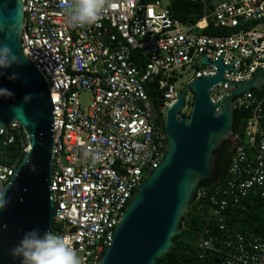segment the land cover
<instances>
[{
  "label": "built area",
  "instance_id": "built-area-1",
  "mask_svg": "<svg viewBox=\"0 0 264 264\" xmlns=\"http://www.w3.org/2000/svg\"><path fill=\"white\" fill-rule=\"evenodd\" d=\"M197 1L111 0L96 25L72 28L61 0H23V51L47 82L54 106L51 231L69 239L83 264H103L115 229L146 178L144 168H155L162 160L167 138L145 85L155 84L163 93L159 110L165 112L180 94L171 81L177 69L196 68L189 85L216 76L218 67L211 64L220 58L224 66L235 61V72L225 70L222 79L236 85L221 82L210 90L212 103L220 101L221 109L235 90L264 69V32L240 29L264 20V0H233L210 12L207 8L194 26L174 20L170 8L163 7V2ZM211 24L229 33L204 35ZM204 58L209 65L202 63ZM85 94L91 96L88 107L82 103ZM233 107L249 116L245 144L236 148L229 170L234 179L209 197L212 215L224 232L223 214L229 206L238 205L252 190L264 199V85L235 98ZM21 132L19 124L0 130L1 190L17 170L2 162V147L13 145ZM22 146L27 153L28 144ZM94 154L101 158L94 160ZM204 195L199 192L196 200ZM198 250L202 257L223 256L224 264H264V245L253 235L236 232L220 242L206 231Z\"/></svg>",
  "mask_w": 264,
  "mask_h": 264
},
{
  "label": "water",
  "instance_id": "water-1",
  "mask_svg": "<svg viewBox=\"0 0 264 264\" xmlns=\"http://www.w3.org/2000/svg\"><path fill=\"white\" fill-rule=\"evenodd\" d=\"M20 3L21 0H0V47L9 46L21 61L19 65L0 69L3 73L0 88L13 93L11 97L0 96V130L19 124L29 146L4 188L10 203L0 212V264H21L20 259H13L10 250L25 232L37 229L43 235L52 230L54 222L51 192L54 106L47 82L23 51V0L21 12ZM234 62L224 66L220 58L211 64L218 67L216 76L191 82L167 109V143L161 152L162 160L147 171L125 209L112 244L104 253L103 264H155L175 247L173 239L182 233V221L194 204L201 183L215 179L223 146L233 140L234 99L264 85L263 69L235 90L221 109L220 101L212 103L213 86L221 82L236 85L222 79L225 70L235 72ZM202 63L210 64L205 58ZM14 73L17 78L10 80ZM188 91L194 100L190 114L182 116ZM28 95L31 99L26 102ZM29 159L35 171L27 163Z\"/></svg>",
  "mask_w": 264,
  "mask_h": 264
},
{
  "label": "trees",
  "instance_id": "trees-1",
  "mask_svg": "<svg viewBox=\"0 0 264 264\" xmlns=\"http://www.w3.org/2000/svg\"><path fill=\"white\" fill-rule=\"evenodd\" d=\"M153 0H144L145 3ZM208 3L199 0L196 3L178 2L171 5L170 11L174 20L189 26L196 25L205 15ZM212 9V6L210 7ZM253 23H248V27ZM204 35L217 37L229 32L216 29L211 24L207 30L202 32ZM142 61L146 60L141 53H136ZM174 83V79L171 80ZM145 91L149 96L151 104L156 112V122L163 128L165 133V121L162 119V112L159 110L163 104V93L157 90L155 84L145 85ZM259 95L258 91H254ZM192 107V103H190ZM184 116H187L183 113ZM248 115L242 111H237L234 119V138L224 144L223 149L218 157L215 179L213 181H205L200 185V192L205 193L198 200L195 199L194 204L186 213V217L182 221V233L173 239L175 247L165 257L156 260L155 264H224L223 256L207 255L202 257L198 250V243L207 231L210 237H217L218 241H223L226 236L241 233L243 235H253L260 243L264 245V199H261L258 192L252 190L249 195L236 206H229L225 211L224 224L227 231L220 230L218 218L212 215V209L209 204V197L214 195L218 189H226L228 183L234 177L229 173L233 162L236 148L244 145L245 142V125ZM164 145L167 139L163 141ZM22 144L27 146V140L24 133H20L16 137L13 145L2 147V162L5 165L18 168L22 162L25 152ZM249 160L252 161V153L250 152Z\"/></svg>",
  "mask_w": 264,
  "mask_h": 264
},
{
  "label": "clouds",
  "instance_id": "clouds-1",
  "mask_svg": "<svg viewBox=\"0 0 264 264\" xmlns=\"http://www.w3.org/2000/svg\"><path fill=\"white\" fill-rule=\"evenodd\" d=\"M60 6L70 27L84 28L96 25L100 21L101 13L106 7L111 6V0H61ZM18 9L19 12L22 11V0ZM20 63L21 61L9 46L0 47V69H7L13 64L19 65ZM0 75L3 73L0 72ZM16 78L15 73L9 77L10 80ZM12 95L13 93L9 90L0 88V96L11 97ZM30 99L31 95L25 97L26 102ZM14 111L17 112L18 109H14ZM183 112H181L182 116H184ZM233 140H235L234 137ZM87 154L89 153L86 152ZM100 158L99 154L93 155L94 160ZM27 163L31 165L30 159L27 160ZM31 169L35 171V165H31ZM6 191L7 189L0 190V212L5 210L10 203V199H6ZM10 255L13 259H20L21 264H83L82 258L72 247L69 239L50 230L43 235L37 229L25 232L18 244L10 250Z\"/></svg>",
  "mask_w": 264,
  "mask_h": 264
},
{
  "label": "rangeland",
  "instance_id": "rangeland-1",
  "mask_svg": "<svg viewBox=\"0 0 264 264\" xmlns=\"http://www.w3.org/2000/svg\"><path fill=\"white\" fill-rule=\"evenodd\" d=\"M203 1H206L208 4V11L210 12L211 9L210 7L212 6L215 7L217 5H220L221 3H224V2H230V1H233V0H203ZM163 7L164 8H171V5H168L167 3L163 2ZM186 25V24H184ZM189 26V25H188ZM241 30H257V31H260V32H264V20L262 21H259V22H254L250 28H247V26H244L242 25ZM195 72H196V68L192 67V66H188V67H185L183 69H177L175 71V73L172 75V77L174 78V84L177 88V90L182 93L185 88H186V84L187 82H189L191 79L194 78L195 76ZM193 101V95L190 91H188L187 93V99H186V108L185 110H183L187 116L190 114V111H191V105L190 103ZM82 103L85 107H88L91 103V96L90 95H82ZM162 116V119L165 121V118H166V111L165 112H162L161 114ZM144 176L146 177V174H147V169L144 168ZM1 185V184H0Z\"/></svg>",
  "mask_w": 264,
  "mask_h": 264
},
{
  "label": "flooded vegetation",
  "instance_id": "flooded-vegetation-1",
  "mask_svg": "<svg viewBox=\"0 0 264 264\" xmlns=\"http://www.w3.org/2000/svg\"><path fill=\"white\" fill-rule=\"evenodd\" d=\"M191 92V91H190ZM192 93V92H191ZM193 95V94H192ZM193 100H194V95H193ZM193 102V101H192ZM213 181V180H212Z\"/></svg>",
  "mask_w": 264,
  "mask_h": 264
}]
</instances>
